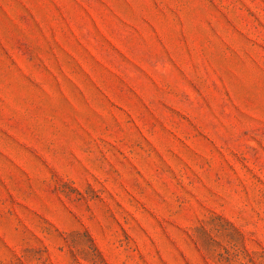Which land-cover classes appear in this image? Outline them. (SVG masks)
Instances as JSON below:
<instances>
[{
    "label": "rangeland",
    "instance_id": "374dc122",
    "mask_svg": "<svg viewBox=\"0 0 264 264\" xmlns=\"http://www.w3.org/2000/svg\"><path fill=\"white\" fill-rule=\"evenodd\" d=\"M0 264H264V0H0Z\"/></svg>",
    "mask_w": 264,
    "mask_h": 264
}]
</instances>
